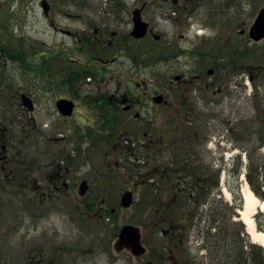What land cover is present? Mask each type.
<instances>
[{"label": "rangeland", "instance_id": "rangeland-1", "mask_svg": "<svg viewBox=\"0 0 264 264\" xmlns=\"http://www.w3.org/2000/svg\"><path fill=\"white\" fill-rule=\"evenodd\" d=\"M43 1L48 5V15H45L41 6ZM163 1L0 0V30L3 31V36L8 38L11 34H16L27 39V47L35 54L29 61L43 67L39 71L34 67L25 68L14 59H6L3 67L0 64V133L3 129L6 130L5 143L9 157L7 169L10 170L11 166L14 168L16 161L25 162L30 168L22 170L27 173L23 177L27 180L18 181L21 182L20 185L7 187L4 181L0 183L4 186V189L0 190V264H28L31 261H39V264H139L137 257L129 249L117 247L118 234L124 226L140 229L141 243L147 253L143 256L145 263L151 261L155 264V261L162 260L160 264H210V259L215 254L205 246L206 240L202 235L209 214H215V218L217 214L221 222L227 223L226 230L233 233L234 227L230 223H235L241 218L235 211L243 209L241 191L244 184L264 202V199L251 189L246 177L251 160L254 175L261 171L259 166L264 162V78H257L259 95L254 105L251 102L250 87L242 83L244 79V83L246 82L247 77L236 74L234 70L231 72L232 69H219L214 78L217 82L223 80L224 93L219 97L220 106L214 108L213 113L206 114L201 110L203 99L200 97L197 101V111H201L199 118H193L184 124V129L202 134L203 139L207 137L204 148L197 152L200 154V163L206 164V172L208 168V183L202 181L208 190L205 200H191L193 205L185 202L184 207H180L181 199H174L175 205L183 209L179 212L181 216L185 212L190 215L195 212L201 214L200 222L197 214L192 217L195 219L190 220L186 230H181L184 251L171 255L169 248L173 249L175 244L170 234L171 227L160 223L161 217L156 213L158 206L154 196H146L149 190L155 192V186L162 188L148 176L158 167L157 160L152 157V150L146 153L145 150L131 146L132 149L124 153L118 148L91 146L84 151L83 156L77 158L69 170H62L65 179L68 178L71 183L70 188L63 192L65 195L59 200L42 199L41 195L47 192V179L56 171L57 165L62 166V153L72 155L75 151L69 130L75 122L60 120L55 101L69 94V90L62 85L63 80L80 66L71 60L90 62L86 56L87 52L78 51L81 43L76 41V33L85 28V22H92L93 26L87 33L91 34L92 27L106 28L118 31L120 38L131 30V20L135 13L140 16L141 6L146 2H155L153 8L146 10L144 20L150 22L154 33L159 35L161 40L156 42L151 38L145 39L144 44L148 46L146 48L159 53H169L174 50V46L191 49L193 32L187 35L184 31L177 30L170 17L172 10ZM246 1L242 0L244 7L248 9ZM117 12L127 18L122 19V22L113 21V15ZM102 18L107 19L106 22H103ZM241 21L248 24L249 16H241ZM63 31H68L70 36L65 35ZM181 33L184 35L182 40ZM152 57V54L145 55V62H150ZM194 61V58L183 57L177 60L178 64L172 61L133 70L131 60L122 56L116 65L109 66L106 73H102V78L111 82L110 88L107 89L108 94L119 81L122 82L120 88L126 83L144 81L152 90H159L163 84L166 87L171 73L180 72L186 76L193 74ZM242 61L241 64L245 65L244 60ZM204 74L206 75V70ZM122 75L125 78L122 79ZM89 81H79L81 96L86 92L98 91L97 86L91 88L82 85ZM207 81L209 82V79ZM167 93L170 95V90H167ZM21 94H26L32 99L33 112L22 108ZM196 95L193 90L189 91V94L185 93L182 97L184 105L189 108L187 96L190 100ZM89 122L91 123L85 119L82 123ZM104 125L106 130H113L109 121L104 122ZM173 126L170 118L165 117L152 122V127H149L148 123L137 122L127 126L124 131L130 139L135 138L137 142L141 139L142 132L162 134L163 131L173 130ZM62 137L68 138V142H61L59 139ZM121 140H125V137ZM176 140L182 138L177 137ZM175 144L181 145L178 142ZM191 149L194 151L192 147ZM172 152L176 153L174 150H164V160L161 161H169ZM142 163L143 166L138 168ZM22 175L19 174V179H23ZM82 179L87 180L90 185V195L85 196V199L79 196L77 190ZM148 179H152L151 183L155 186L144 187L143 182H148ZM259 180H262V177ZM170 187H174L173 184L165 188L170 190L171 194L173 190ZM228 187L241 197L242 208L235 209L237 215L234 216H231L229 207L234 205L235 195ZM224 189L230 193L229 197L224 194ZM130 190L133 191L134 199L131 206L124 209L120 206V199L124 192ZM261 192L264 193V186ZM101 197H105V201L102 202ZM166 202H172L171 196L163 200V203ZM87 208L93 209L92 211L96 209L98 214L105 208V218L90 217L85 213ZM189 208L190 212L185 211ZM258 215H264V212L258 210L252 216L256 230L259 222L263 223L262 219L257 221ZM177 221L183 222L184 217ZM161 228H166L168 233H161ZM246 230L245 225V232ZM174 237L176 243H179L178 236ZM231 244L232 239L223 242V246Z\"/></svg>", "mask_w": 264, "mask_h": 264}, {"label": "flooded vegetation", "instance_id": "flooded-vegetation-1", "mask_svg": "<svg viewBox=\"0 0 264 264\" xmlns=\"http://www.w3.org/2000/svg\"><path fill=\"white\" fill-rule=\"evenodd\" d=\"M164 0L163 3L168 4L172 10L173 23L177 30L184 31L187 35L193 32L192 35V48L185 50L174 46V50L169 53L155 52L154 49H148L144 42L145 39L151 38L156 42L161 40V37L154 33V28L151 27L150 22L144 20L147 9L153 8L155 3H144L139 9L140 17L144 23L147 24L146 34L142 38H135L131 35L133 29V21L131 30L124 36L118 37V31H111L106 28H93L91 34L89 32L92 22H85V28L76 33L77 42L81 43L79 52H87L86 56L89 57L90 62H84L80 59L78 61L71 60L74 64L80 65L77 68L91 69L98 73L96 78L90 77L89 82L82 85L94 88L97 86L98 91L93 93H85L80 95L79 82L75 83H62L63 87L69 90L67 96L61 99L70 100L73 102L74 107L71 116H60L61 121H73V127H70V134L72 142L75 144V151L72 155H61V165H57L56 171L47 179L46 193L41 195L42 199H57L62 198L65 190L69 189L71 183L65 179L63 169L69 170L80 156H83L84 151L95 146H104L105 148H118L124 153L130 151L134 146L139 150H145L149 153L152 150V157L157 160L158 167L154 168V173L148 174L156 186L148 182H143V186H155L154 193L150 190L146 192V196H154L156 205L158 206L156 213L160 215V223L166 224L171 227V237L173 242V249L169 248L171 255L184 251L183 239L181 237V230H186L190 217L185 213L181 216L179 209L175 205L174 199H181L180 203L201 201L206 199L207 188H199L202 181H208V168L204 163H200L199 152L204 148L207 137L193 130L184 129L191 119L199 118L200 112L198 110L197 101L200 97L203 99L201 110L206 114L213 113L214 108L220 106L219 97L223 96L224 86L223 80L217 82V71H229L236 74L245 75L246 82L242 80L243 85L250 87L251 102L255 105L257 95H259L257 78H264V0H244L247 2L248 9L244 7L242 0ZM249 12V13H248ZM134 11H132L133 16ZM122 15V17H121ZM124 14L114 13L113 21L122 22L126 19ZM241 16H249V23L245 24L241 21ZM169 17V18H170ZM170 18V19H171ZM133 19V18H132ZM103 22L107 19L102 18ZM81 32V33H80ZM65 35L70 36L68 31H63ZM190 38V36H188ZM180 39H184V35L180 34ZM77 51V50H76ZM110 52H114L110 53ZM155 53V54H154ZM112 54V55H111ZM151 61L144 60L145 55H151ZM122 56L127 57L132 62V69H143L153 67L155 65L167 64L174 62L183 57H190L195 59L193 63L194 73L186 76L183 73H171V78L167 80L166 87L161 85L159 90H155L144 81H134L133 84L124 85L120 88L122 82L116 83L112 92L108 94L107 89L110 88L111 82L102 78V73H106L109 66L116 65L115 63ZM244 60L246 63L242 65L240 61ZM243 62V61H242ZM92 65V66H91ZM91 66V67H89ZM131 69V70H132ZM197 69V71H196ZM206 70V75L204 71ZM125 75V74H124ZM122 75L121 78H125ZM209 79V82L207 81ZM79 83V84H78ZM241 86V82L238 83ZM251 86L253 87L251 89ZM159 87V85H158ZM242 88V87H241ZM244 88V87H243ZM170 90V95L167 93ZM195 92L197 95L189 100L188 106L184 105L183 95L189 94V91ZM170 99L168 100V97ZM161 96L160 102H155L154 98ZM176 102H173V100ZM211 102V103H210ZM56 108V105H55ZM57 111V110H56ZM58 113V112H57ZM195 113V115L193 114ZM170 118L174 123V129L170 131H163L149 134L142 132L141 139L135 141V138L130 139L128 133L124 131L126 127L137 122L148 123L152 127V122H156L161 118ZM91 121V123H82L83 120ZM109 121L113 130L104 129L106 126L104 122ZM83 130H81V128ZM1 144L6 141V132L0 133ZM125 137V140H121ZM182 140H176V138ZM167 139V140H166ZM65 142L68 138L62 137L59 139ZM176 142L181 145L175 144ZM191 147L194 149L192 151ZM165 151L174 150L176 153L170 156L169 161H161ZM163 154V156H162ZM156 155H159L156 157ZM7 149L4 151L0 147V183L4 181L7 187L20 185L21 182L26 181L23 178L25 169H30L28 164L22 161L14 163V168L7 169L9 159ZM139 164H141L140 159ZM164 160V159H163ZM79 163V162H78ZM11 165V162H10ZM143 166L138 165V168ZM18 169V170H17ZM23 174L19 179V174ZM63 173V174H62ZM144 180V179H143ZM188 181V183H187ZM86 182V190L84 194L81 193V183ZM205 182V183H206ZM173 184L172 193L165 187ZM2 187V184H0ZM138 187V186H137ZM4 186L0 188L3 190ZM79 196L86 198L90 195V185L87 180L82 179L78 186ZM133 194V191L130 190ZM67 195V194H66ZM171 196V203H163V200L169 199ZM134 198V194H133ZM102 202L105 197H101ZM93 210V209H92ZM87 210L85 213L90 217L104 219L102 209L100 213ZM184 217V223L177 221L179 218ZM158 225V224H157ZM175 232L177 234H175ZM161 233L167 234L166 228H161ZM173 235V236H172ZM177 235L179 243H176ZM118 248L129 249L139 264L145 263L146 249L137 246L131 247L128 243H117ZM156 262L155 264H160ZM166 262V260H165ZM151 263L147 261L145 264ZM28 264H39V261H31ZM173 264V263H168Z\"/></svg>", "mask_w": 264, "mask_h": 264}, {"label": "trees", "instance_id": "trees-1", "mask_svg": "<svg viewBox=\"0 0 264 264\" xmlns=\"http://www.w3.org/2000/svg\"><path fill=\"white\" fill-rule=\"evenodd\" d=\"M2 33L3 31L0 30V61H2L0 64L2 67L6 59H11V60L14 59L19 63V65L25 68L34 67V69L38 71L39 69H43L41 65H35L29 61V59L35 54L32 52L31 48L27 47V41H26L27 39H25L23 36H18L16 34H11L8 38H6L7 36H3ZM12 42H14V44ZM97 75H98L97 72L91 69H85L81 67L75 69L67 77H65L63 83H75L82 80H86L87 78L90 77L96 78ZM249 158L251 160L250 156ZM250 162L251 163L248 164V170L246 171L247 180L250 184L251 189L257 194V196L264 199V193L261 192V188L264 186V162L262 163L261 166H259V168L261 169L260 172H258L256 168L257 171L256 175H254L253 173L252 160ZM261 177L262 180H259V178L261 179ZM216 178H218V176ZM199 188L204 189L205 188L204 184L200 185ZM228 190L233 195H235L234 205L229 207V210H231V216H234L237 215L234 212V210L242 208L241 197L239 195H236L235 191L230 187H228ZM193 203L194 202H190V204L192 205ZM182 206L184 207V203H180V207ZM87 210L90 209L87 208ZM189 210L190 208L187 210L185 209V211H189ZM109 212L110 210L107 211V215L109 214ZM221 214L223 216V213ZM188 215L189 217L192 215L190 217L191 220H194L195 218L192 219V217H196V216L200 217L199 222L201 220V214H199L198 212H195L191 215L187 213V216ZM213 215L215 214H209L207 226L205 227V229H203V234H202L204 239L206 240L205 246L208 249L212 250L213 254H215L210 259L209 262L210 264H264V247H262L257 243L251 242L249 235L245 232V225L242 223V221L239 220L236 221L235 223L234 222L230 223V225L234 227V231L232 233L231 231L226 230L225 226H227V223L225 224L221 222L217 214H216V218ZM261 219L263 220V223L259 222V220ZM257 221L259 222L258 230L264 231V215H258ZM213 229L214 231H212ZM231 239L233 242L231 246H223V242L225 240L231 241Z\"/></svg>", "mask_w": 264, "mask_h": 264}, {"label": "water", "instance_id": "water-1", "mask_svg": "<svg viewBox=\"0 0 264 264\" xmlns=\"http://www.w3.org/2000/svg\"><path fill=\"white\" fill-rule=\"evenodd\" d=\"M41 6L43 7L45 15H47L48 14L47 3L43 1L41 3ZM132 21H133V30L131 32V35L135 38H142L146 34L147 24L142 22L140 16L137 13L134 14ZM20 99H21V105L23 107H26L29 111L33 110L32 101L28 96H26L25 94H22L20 96ZM161 99H162L161 96H158L154 98V101L160 102ZM56 107L62 115L70 116L72 113L74 104L71 101L61 99L56 102ZM1 149L5 150L6 146L3 144L1 146ZM85 190H86V182H82L80 194H84ZM132 199H133L132 193L130 191H127L122 195L121 200H120V205L123 208H128L132 204V201H133ZM118 238H119V243H122V242L128 243L131 247L140 246V233L136 227L124 226L120 230Z\"/></svg>", "mask_w": 264, "mask_h": 264}, {"label": "bare ground", "instance_id": "bare-ground-1", "mask_svg": "<svg viewBox=\"0 0 264 264\" xmlns=\"http://www.w3.org/2000/svg\"><path fill=\"white\" fill-rule=\"evenodd\" d=\"M241 179H243V177ZM223 192L227 197L230 196V193L226 189H224ZM241 193L243 197V209L239 210L241 221L245 223L252 241L264 247V232L256 230L254 221L252 220V216L256 213V211L259 210L264 212V202L260 201L253 194L247 184H244Z\"/></svg>", "mask_w": 264, "mask_h": 264}]
</instances>
